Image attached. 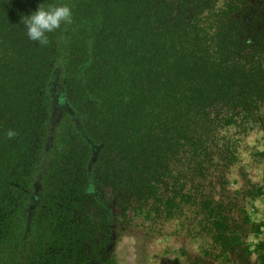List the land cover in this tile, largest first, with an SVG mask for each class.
<instances>
[{
    "label": "trees",
    "instance_id": "16d2710c",
    "mask_svg": "<svg viewBox=\"0 0 264 264\" xmlns=\"http://www.w3.org/2000/svg\"><path fill=\"white\" fill-rule=\"evenodd\" d=\"M40 4L73 13L46 45ZM254 134L264 0H0V264H109L118 232L173 222L249 259Z\"/></svg>",
    "mask_w": 264,
    "mask_h": 264
},
{
    "label": "rangeland",
    "instance_id": "374dc122",
    "mask_svg": "<svg viewBox=\"0 0 264 264\" xmlns=\"http://www.w3.org/2000/svg\"><path fill=\"white\" fill-rule=\"evenodd\" d=\"M248 141L251 146L264 150V137L261 134L252 135ZM247 150L249 148H244L242 155L247 164V178L264 188V159L251 161L248 165ZM246 181L234 168L229 174L228 188L238 194ZM243 203L248 218L258 224L257 232L240 233L245 244L250 246L252 255L249 259L239 247L229 256L215 255L207 237L187 233L180 223L173 222L161 232H146L141 228L118 232L113 259L109 264H254L259 254L256 245L264 241V194L253 199L245 198ZM34 207L35 203L31 202L30 208Z\"/></svg>",
    "mask_w": 264,
    "mask_h": 264
},
{
    "label": "clouds",
    "instance_id": "9594fccd",
    "mask_svg": "<svg viewBox=\"0 0 264 264\" xmlns=\"http://www.w3.org/2000/svg\"><path fill=\"white\" fill-rule=\"evenodd\" d=\"M72 9L68 4L44 7L40 4L30 15L22 17L27 37L40 45L48 43L47 33H52L72 19ZM12 133L9 132V136Z\"/></svg>",
    "mask_w": 264,
    "mask_h": 264
}]
</instances>
